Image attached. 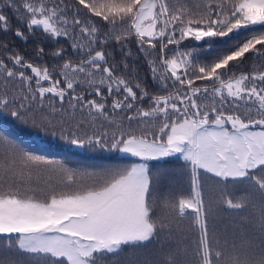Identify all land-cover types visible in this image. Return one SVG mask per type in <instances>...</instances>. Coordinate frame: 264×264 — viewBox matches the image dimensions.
Here are the masks:
<instances>
[{
	"label": "snow or ice",
	"instance_id": "obj_1",
	"mask_svg": "<svg viewBox=\"0 0 264 264\" xmlns=\"http://www.w3.org/2000/svg\"><path fill=\"white\" fill-rule=\"evenodd\" d=\"M0 114L138 161L74 167L0 131V264L154 240L128 264H264V0H0ZM171 157L187 194L150 169Z\"/></svg>",
	"mask_w": 264,
	"mask_h": 264
},
{
	"label": "trees",
	"instance_id": "obj_2",
	"mask_svg": "<svg viewBox=\"0 0 264 264\" xmlns=\"http://www.w3.org/2000/svg\"><path fill=\"white\" fill-rule=\"evenodd\" d=\"M15 24V20H13ZM31 44V42H29ZM0 131H5L17 138L25 147L36 154L44 155L47 157H54L56 159L65 160L71 166L86 168L89 170L100 169L110 164H128L135 161L134 158L118 156L116 152H109L98 148H77L67 144L66 142L45 135L29 127L19 125L11 120V118L0 114ZM176 157L167 158L162 161L149 162L150 169L153 174L158 171L161 172L160 176V191L164 192L162 183H168L169 188L177 193L187 194L190 191V183L188 170L184 167L180 171L179 165L181 164ZM182 161V160H181ZM181 175L184 178L181 189L176 186L175 180ZM203 176L204 174L201 173ZM173 177V179H171ZM169 178V181H168ZM233 210L221 211L219 217L215 221L218 228L226 225V222L231 220L226 213ZM188 221H185L183 227L188 231ZM195 233H192L194 235ZM159 241L154 240L146 243L143 248L133 250L125 247L124 251L118 257L109 255L104 258V264H112L115 259L116 264H128L129 261L139 260L143 262L145 259H154V253L160 248ZM161 243V241H160ZM158 246V247H157ZM167 247V245H165ZM3 253H0L2 256Z\"/></svg>",
	"mask_w": 264,
	"mask_h": 264
},
{
	"label": "rangeland",
	"instance_id": "obj_3",
	"mask_svg": "<svg viewBox=\"0 0 264 264\" xmlns=\"http://www.w3.org/2000/svg\"><path fill=\"white\" fill-rule=\"evenodd\" d=\"M117 155L118 156H124L123 154H121V153H117ZM171 158H173V157H171ZM181 164L179 165V170L181 171L182 169H183V161H181V160H178ZM171 179H173V177L171 178ZM168 181H169V178H168ZM184 181V178L183 177H181V175H179V177L175 180V184H176V186H179V189H181V185H182V182ZM162 188H163V190H164V192H166V191H172L170 188H169V186H168V183H165V182H163L162 183ZM177 194H181L180 192L179 193H177ZM230 222H231V220L230 221H228V222H226V225H229L230 224ZM159 241V243H158V246L161 244L160 243V240H158ZM157 246V247H158Z\"/></svg>",
	"mask_w": 264,
	"mask_h": 264
}]
</instances>
